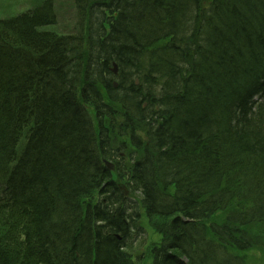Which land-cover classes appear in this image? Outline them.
I'll use <instances>...</instances> for the list:
<instances>
[{"label":"trees","instance_id":"obj_1","mask_svg":"<svg viewBox=\"0 0 264 264\" xmlns=\"http://www.w3.org/2000/svg\"><path fill=\"white\" fill-rule=\"evenodd\" d=\"M74 4L69 35L47 30L51 0L0 20V264H133L139 204L153 264H245L264 229V0Z\"/></svg>","mask_w":264,"mask_h":264},{"label":"rangeland","instance_id":"obj_2","mask_svg":"<svg viewBox=\"0 0 264 264\" xmlns=\"http://www.w3.org/2000/svg\"><path fill=\"white\" fill-rule=\"evenodd\" d=\"M44 1L45 0H0V19L6 20L13 16L16 17L29 9L39 6ZM73 2L74 0H53L57 14V25L51 28H53L57 34L62 35L75 32L76 14ZM22 144L23 140L20 146ZM145 220H143V225L148 230L147 235L149 238H147L144 243L139 241L133 249L134 264H152L149 246L152 247L153 244L161 242V235L156 234ZM249 229L250 233L255 237V246L242 255L246 258L247 264H264V229L262 227H251ZM148 239H150L149 242H147ZM232 253L233 255L235 254L234 251Z\"/></svg>","mask_w":264,"mask_h":264},{"label":"bare ground","instance_id":"obj_3","mask_svg":"<svg viewBox=\"0 0 264 264\" xmlns=\"http://www.w3.org/2000/svg\"><path fill=\"white\" fill-rule=\"evenodd\" d=\"M48 30L54 32V29H53V28H50V29H48ZM81 196H83V197H82V200H83L82 202H84V203H88V202L91 200V197L94 198L95 204H101V205H103V204L105 203L104 201H103V202L100 201L101 198H100V195L98 194L97 191H94V192L89 191L88 193H84V194H82ZM144 213H146L145 210H143V214H144ZM218 216H219V217H218ZM225 216H226L225 213H222V212H221L220 214H218V215L212 217L208 223H209L210 225H212V224H214V225H221V224H223V223L225 222ZM136 225H137V227H139L140 229H144V225H143V223H142L140 217L137 218ZM251 227H257V228H260V225H258V224H253V225H250L249 227H247L246 230H247L249 233H250V229H249V228H251ZM250 234H251V233H250ZM251 235H252V234H251ZM161 241H162V240H161ZM160 244H161V242L158 243L157 245H160ZM40 253H41V255H42V254H43V251H41ZM173 254H174V256H177L175 253H173ZM243 258H244V256H243ZM181 261H182V263H187V262H188V260H187L186 258L181 259ZM244 262H245V264H247V262H246V258H244ZM40 264H58V263H57V261H55V260H53V259L42 258V263H40Z\"/></svg>","mask_w":264,"mask_h":264},{"label":"water","instance_id":"obj_4","mask_svg":"<svg viewBox=\"0 0 264 264\" xmlns=\"http://www.w3.org/2000/svg\"><path fill=\"white\" fill-rule=\"evenodd\" d=\"M114 72H116V69L114 70Z\"/></svg>","mask_w":264,"mask_h":264}]
</instances>
